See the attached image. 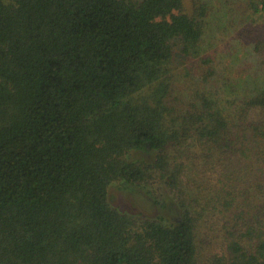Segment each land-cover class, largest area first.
<instances>
[{
	"label": "trees",
	"instance_id": "16d2710c",
	"mask_svg": "<svg viewBox=\"0 0 264 264\" xmlns=\"http://www.w3.org/2000/svg\"><path fill=\"white\" fill-rule=\"evenodd\" d=\"M212 12L0 0V264H264V77L217 73ZM115 183L180 219L122 212Z\"/></svg>",
	"mask_w": 264,
	"mask_h": 264
},
{
	"label": "rangeland",
	"instance_id": "374dc122",
	"mask_svg": "<svg viewBox=\"0 0 264 264\" xmlns=\"http://www.w3.org/2000/svg\"><path fill=\"white\" fill-rule=\"evenodd\" d=\"M209 1L213 12L203 48L204 55L210 56L215 63L217 73H225L229 83L237 73L250 75L257 72L261 78L264 77V67L260 64V61L264 62V47L259 53L257 50L258 42H264V0ZM204 68L200 70L198 67L190 77L182 68L178 85L186 90L202 85ZM217 84L221 85V82ZM109 198L113 206L131 215L180 219L179 211L175 208L170 213L143 191L126 189L119 183L110 187Z\"/></svg>",
	"mask_w": 264,
	"mask_h": 264
}]
</instances>
